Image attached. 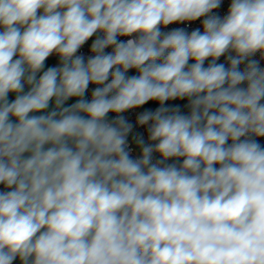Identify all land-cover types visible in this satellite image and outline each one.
<instances>
[{"label": "clouds", "instance_id": "clouds-1", "mask_svg": "<svg viewBox=\"0 0 264 264\" xmlns=\"http://www.w3.org/2000/svg\"><path fill=\"white\" fill-rule=\"evenodd\" d=\"M224 3L0 0V264H264V0Z\"/></svg>", "mask_w": 264, "mask_h": 264}, {"label": "built area", "instance_id": "built-area-1", "mask_svg": "<svg viewBox=\"0 0 264 264\" xmlns=\"http://www.w3.org/2000/svg\"><path fill=\"white\" fill-rule=\"evenodd\" d=\"M229 2H230V0H225V3H224L223 8L220 10V12H221L222 15L226 13L227 4H228ZM183 26H185V25H177V24H174V25H170L169 28H171V27H183ZM192 26H193V27H194V26H199V21L195 22ZM122 39H124V38H122ZM90 43H91V41H89V45H90ZM87 47H88V46L85 47V49H84L85 51L87 50ZM110 50H111V49H108V51H110ZM257 58H259V56H257ZM261 63H262V66H264V61H262ZM93 87H95V86H94V85H90L89 93H88L89 98H90V90H91V88H93Z\"/></svg>", "mask_w": 264, "mask_h": 264}, {"label": "trees", "instance_id": "trees-1", "mask_svg": "<svg viewBox=\"0 0 264 264\" xmlns=\"http://www.w3.org/2000/svg\"><path fill=\"white\" fill-rule=\"evenodd\" d=\"M129 74L132 75V74H136V73H135L134 70H132V71L130 70V73ZM262 142H264V141H262Z\"/></svg>", "mask_w": 264, "mask_h": 264}, {"label": "crops", "instance_id": "crops-1", "mask_svg": "<svg viewBox=\"0 0 264 264\" xmlns=\"http://www.w3.org/2000/svg\"><path fill=\"white\" fill-rule=\"evenodd\" d=\"M54 62H55V61L52 60V59L49 60V63H50V64H53Z\"/></svg>", "mask_w": 264, "mask_h": 264}, {"label": "rangeland", "instance_id": "rangeland-1", "mask_svg": "<svg viewBox=\"0 0 264 264\" xmlns=\"http://www.w3.org/2000/svg\"><path fill=\"white\" fill-rule=\"evenodd\" d=\"M46 63H49V61L48 62H46ZM50 64V63H49ZM71 102H74V101H69V103H71Z\"/></svg>", "mask_w": 264, "mask_h": 264}]
</instances>
